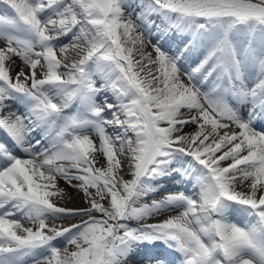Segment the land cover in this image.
I'll return each mask as SVG.
<instances>
[{"label": "snow or ice", "instance_id": "obj_1", "mask_svg": "<svg viewBox=\"0 0 264 264\" xmlns=\"http://www.w3.org/2000/svg\"><path fill=\"white\" fill-rule=\"evenodd\" d=\"M128 4L0 0V113L7 101L23 109L0 115L10 142L0 141V264H126L157 246L174 264H264V0H137V19L157 37L155 59L138 60L126 46L136 27L123 18ZM172 33L185 43L169 55ZM70 48L81 54L69 65ZM189 50L201 52L194 67ZM13 57L29 70L13 77ZM190 123L198 129L184 133ZM231 124L241 131L220 136ZM58 177L86 207L53 201L67 195ZM174 180L187 190L159 196ZM149 196L159 199L142 203ZM165 212L177 214L130 224ZM75 217L87 219L50 224Z\"/></svg>", "mask_w": 264, "mask_h": 264}, {"label": "bare ground", "instance_id": "obj_2", "mask_svg": "<svg viewBox=\"0 0 264 264\" xmlns=\"http://www.w3.org/2000/svg\"><path fill=\"white\" fill-rule=\"evenodd\" d=\"M140 11H141V8H139L137 6V0H129V4L124 7L123 18L125 20H131L132 23L136 26L135 30L131 33V40H136V43H135V45H133L131 40H128V43L126 46H128V47L134 46L135 47L136 51L134 52V57L137 60L140 59V53L151 54L152 58L155 59L156 53H155L152 45L157 43V37L155 35L149 37L147 31L144 30L140 21L137 19V13H139ZM151 19H154V20H156L157 23H160L159 17H151ZM153 31L155 32V29H153ZM138 37H139V39H138ZM122 39L127 40L128 37L122 36ZM140 39H142V41H143L142 44L140 43ZM67 43H69L68 39L61 38L60 44H67ZM184 43H185L184 37H181L175 33H172L163 40L162 47H163V50H165L166 52L169 53V55H172L173 53L177 52L183 46ZM80 54L81 53L79 52V50L70 48L67 52L68 59L65 60V63H68L70 65L71 60L80 58ZM57 55L61 56V58L63 59V54L60 53V51H59V45L57 47ZM201 58H202V56H201V52L199 50H189L187 53L184 54V62L186 63V65H188L187 61L196 65L198 60ZM13 60L15 61V64L12 66V69H11V74L13 77L16 76V73L21 68H23V70L25 72H27L29 70V67L27 65H25L19 57H13ZM151 67L153 68V70H155L158 67V65H151ZM37 75H38V78H40L42 75V71L38 70ZM181 78L185 80V83L188 82L187 78L183 75V70L181 72ZM102 99H103V97H101V101H102ZM108 100H109V102H112V97L110 95L108 96ZM6 104L8 106L4 109V111L2 113H0V115L8 116L10 119H13V120L16 118L17 115H23V109L19 105H17L15 102L7 101ZM109 118H111V117L109 116ZM121 118H123V117H121ZM222 122L223 123H230L228 121H222ZM197 129H198V126L196 124L190 123V124H187L183 128V132L184 133H194ZM210 129H211V126L210 125L207 126V130L210 131ZM240 131L241 130L235 124H231L230 127L227 129H219L218 130L220 136H222L225 132H228L229 134H231L232 132L239 133ZM89 135L92 136L93 140L96 141L97 147H99L100 142H99L98 137H96L92 133H89ZM2 139H5V140H3V142H5V143L9 142L8 138L5 136V134L3 132H0V141H2ZM117 151H119V149H117ZM16 154L19 155V153H16ZM244 154L246 155L247 153L245 152ZM93 158L96 160V167H99V168H106L107 167V161H106V158L104 157L102 152L97 151V152L93 153ZM122 163L124 165H127L128 161L124 160V161H122ZM226 163H231V161H227V162H225V164ZM72 171H75V169H73ZM121 175L123 176V178L125 180L132 178L130 171L127 167L124 168V171L121 173ZM37 179H39V178L37 177ZM176 180H179V177H177ZM250 182H251L250 180L245 181L243 186L241 188H239L238 190L247 191V184H249ZM57 183H58V187L65 189V191L67 193V195L63 199H61L59 197L53 198V201L55 203H57L58 206L68 207V208H80V207H86L87 206L86 201H85V195L82 191H79L75 188H69L68 185L66 184V182L63 179H60L59 177L57 178ZM164 184L166 185V188L161 191L159 196L166 194V192H175V191L187 190L186 188L173 187V185L175 184V180L174 181H164ZM187 187H190V185H188ZM89 191L92 192L93 194H95V192H96V190L94 188H90ZM159 196H149L148 199L145 201H142V203H148L152 199H159ZM96 198L98 200L100 199L99 197H96ZM100 202L103 203L107 207L109 204V199L105 198L103 200H100ZM175 214H177V213L176 212H165L162 215L151 217V218L144 220V221L132 220V221H130V224H131V226H136L140 223H144V224L154 223V222L162 221L163 219H166L169 216L175 215ZM93 215L99 217L100 214L99 213H93ZM86 219H87V217H75L73 219L56 220L54 222L50 221V224L54 223L57 227H68L70 224L77 223L80 220H86ZM22 223H23V221H22ZM24 226L25 227H34L31 224H27V225L24 224ZM61 250L63 251V244L62 243H61ZM70 251H73V249ZM162 251H166V252H168V254H171L170 250H168L162 246H157L155 248H151V247L141 248L135 256H132L128 259L126 264H136L135 262L133 263L132 260L134 258L140 257L142 255H146L144 257H147V258L143 259L144 260L143 262L147 261L146 259H149V258L152 259V262H155L157 259L162 261V263H166V262L170 261L168 255H166V253H164V255L161 254ZM153 255H155V256H153ZM162 255H163V257H162ZM174 262L175 261H172V264H174Z\"/></svg>", "mask_w": 264, "mask_h": 264}, {"label": "rangeland", "instance_id": "obj_3", "mask_svg": "<svg viewBox=\"0 0 264 264\" xmlns=\"http://www.w3.org/2000/svg\"><path fill=\"white\" fill-rule=\"evenodd\" d=\"M187 64H188V65H191V66H193V67L195 66V64L190 63L189 61H187ZM192 64H193V65H192ZM24 222H25V223H24ZM23 223L26 224V225H27V224H30V223H28L27 221H23ZM70 247H71V248H70ZM72 249L75 250V249H74V246L69 245V246H68V250L70 251V250H72Z\"/></svg>", "mask_w": 264, "mask_h": 264}]
</instances>
